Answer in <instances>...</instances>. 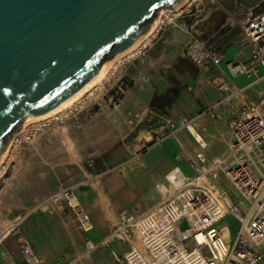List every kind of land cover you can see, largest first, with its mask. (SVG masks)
<instances>
[{
  "label": "crops",
  "instance_id": "1",
  "mask_svg": "<svg viewBox=\"0 0 264 264\" xmlns=\"http://www.w3.org/2000/svg\"><path fill=\"white\" fill-rule=\"evenodd\" d=\"M213 3L214 8L220 6ZM244 4H240L241 14H195L199 10L194 5L192 14H187L190 7L187 6L181 11L185 14L164 17L166 21L140 46V51L118 61L113 68L130 81L113 106L93 111L92 106L85 104L73 120L69 118L62 126L49 131L40 145L33 144L27 156L16 161L0 188L6 211L0 232L12 224L0 238V264H23L19 234L44 264L73 257L82 250L86 236L92 240L102 238L107 233L108 222L120 211L137 214L152 204L159 197V185L166 186L165 175L175 166L191 177L195 174L193 165L201 163L197 154L209 161L226 153L228 109L217 104L222 94L215 82L217 77L224 76L239 87L248 83L245 76L230 73L227 66L246 60L250 48L239 42L241 31L237 24L224 31L219 27L232 15L236 23L240 21L248 2L244 0ZM193 33L223 40L226 56L219 66L206 63L196 67L188 60L184 45ZM259 85L264 86V82ZM255 88L245 89L247 99H256ZM169 90L171 95L166 96ZM163 95L166 98L155 100L151 106L153 96ZM182 117L191 119L194 131L205 143L204 148L180 125ZM69 120L72 124L67 123ZM151 121L154 127L149 130L152 124L147 122ZM77 123L79 127L75 126ZM138 126L143 131L132 134ZM164 128H170L168 131L173 134L132 158L133 152L126 142H149ZM90 150L101 158L94 177L84 166L85 155ZM89 176L93 177L91 181ZM59 186H75L78 201L92 223V229L86 234L77 230L70 212L57 215L33 210L39 200ZM24 211L31 212L21 214ZM17 216L21 218L15 220ZM110 246L119 252L127 250L115 240ZM110 246L92 251L81 264H115Z\"/></svg>",
  "mask_w": 264,
  "mask_h": 264
},
{
  "label": "built area",
  "instance_id": "2",
  "mask_svg": "<svg viewBox=\"0 0 264 264\" xmlns=\"http://www.w3.org/2000/svg\"><path fill=\"white\" fill-rule=\"evenodd\" d=\"M197 1L191 0L189 6ZM245 1L248 6L244 17L236 23L233 15L229 16L219 27L220 31H224L237 24L242 42L250 48L246 60L228 63L227 66L230 73L245 76L248 83L239 87L224 76L217 77L215 82L222 94L217 104L225 105L228 109L225 121L228 131L226 153L209 161L197 154L201 163L193 165L195 174L191 177L185 176L175 166L173 170L180 174L176 178L177 184L165 176L167 183L163 195L147 208L137 214L120 211L114 220L108 222L107 233L102 238L92 240L86 236L80 252L66 263L53 264H81L92 251L110 246L114 240L127 247L126 251L119 252L110 246L115 264L264 262V86L259 85L264 82V12L254 16L251 12L264 0ZM164 20L163 16L158 27L162 26ZM184 53L196 67L206 63L219 66L226 56L222 39L216 40L214 36L205 38L197 33L190 35L184 45ZM118 79L124 80V75L121 74ZM103 86L104 82L94 92ZM251 86H256L255 100L247 99L244 95L245 89ZM89 97L92 96L81 100L65 114L55 115L38 125H30L13 137L9 149L11 159L13 154L28 149L50 124L63 125L69 118L77 116ZM234 101L239 102L233 106L231 103ZM179 122L190 132V128L193 129L191 119L182 117ZM79 125L77 123L75 126ZM171 134L170 131L157 133L153 141L160 143ZM196 141L204 148L203 140ZM94 155L95 152L87 153L89 162L93 161ZM225 182L231 185V191L224 187ZM75 189V186H59L49 196L39 200L33 210L57 215L70 212L77 230L86 234L92 229V223L78 201ZM228 215L237 221L233 235L229 234L230 227L224 220ZM224 229L228 230V236ZM18 246L23 264H44V260L20 234Z\"/></svg>",
  "mask_w": 264,
  "mask_h": 264
},
{
  "label": "water",
  "instance_id": "3",
  "mask_svg": "<svg viewBox=\"0 0 264 264\" xmlns=\"http://www.w3.org/2000/svg\"><path fill=\"white\" fill-rule=\"evenodd\" d=\"M181 1L0 0V156L24 119L69 98L135 43L159 8ZM251 12H264V2Z\"/></svg>",
  "mask_w": 264,
  "mask_h": 264
},
{
  "label": "rangeland",
  "instance_id": "4",
  "mask_svg": "<svg viewBox=\"0 0 264 264\" xmlns=\"http://www.w3.org/2000/svg\"><path fill=\"white\" fill-rule=\"evenodd\" d=\"M213 2H215V5L217 3H219L220 6L218 8H214V3ZM241 3L244 4V0H213V1L207 0V2L204 1V0L200 2V0H199L195 4V6L198 7L199 11H197L195 14H241V11H240L241 10V6H240ZM192 7H194V5H191L189 7V9H188L189 11H187V14H192L194 12V10L191 9ZM176 14H185V13H181V11H180V13L178 12ZM163 16H164V14L162 15V17ZM155 17H158V12L155 15ZM239 42L243 43L242 40H241V35H240ZM133 55H131V56H133ZM116 66H117V64L115 65V67ZM111 71H112V69H111ZM119 76H120L119 70L117 69L115 71V69H113V71L109 73V77H107V79H106L108 81H103L104 82V86L102 87V89H99V91L98 90L95 91L92 94V97H89L87 100H85V104H89V106H92V110L93 111L95 109H98L99 107L113 106V104L115 102H117V100L121 97L123 90L126 89V87L129 86V84H130V81H128V80L118 79ZM118 87H119V89H118ZM87 97H85V98H87ZM91 113H92V111H91ZM88 116H89V114H88ZM71 119L73 120V118H71ZM72 120H69L67 123H71L70 121H72ZM152 122H154V121L147 122V124H152ZM60 126H62V125L50 124L49 127H47L48 129L45 128L42 131V133L35 139L33 144L37 145L41 141L42 137L46 136L45 134H47L49 131L53 130L54 128H58ZM152 127H154L153 124L151 126H148V129L150 130V128H152ZM140 128H143V127L142 126H140V127L138 126V127H136L133 130V132L136 133V134L139 133V132H142L143 130H140ZM169 129L170 128H164L163 130H161L158 133H163V132L167 133ZM45 130H46V132H44ZM14 133L15 132L11 133L8 136V138L6 139V144H8V142H10V140H11V138H12ZM153 140H154V137L149 142H143V141H141L139 143L134 142V141L129 142V143L126 142V146L129 147L132 150V152H133L132 153V158H134V157L138 156L140 153L146 151L151 145H153L154 144ZM32 145L28 149L22 151L21 153L13 154L12 159L10 157L11 161L6 165V168H5V171L3 173V176L2 175L0 176V188L4 185V183L6 182V180L8 179V177L11 174V172L13 170V166H12L13 162H15V164H16L17 160L24 159L27 156V154H28L29 150L31 149ZM38 145H40V143ZM9 146H11V145H9ZM90 152H94V151L90 150ZM98 160H101V158L96 153L94 155V158H93L92 162H89L88 158H87V154L85 155L84 166L86 167V169H89L93 173V174L92 173L90 174V175H93V177H94L95 168L97 167ZM93 177L89 176L87 178H88V180L91 181ZM84 181H87V180H84ZM84 181L81 182V186H84L83 185ZM224 187L227 188V190H230V191L232 189L231 185L226 183V182L224 184ZM158 189H159V187H158ZM162 195H163L162 191L158 190V196H162ZM231 197H232V199L234 201L235 197H234V195L232 193H231ZM3 203L4 202L2 201V198H0V224H1V221L5 218V214H6V211L4 210L5 206L3 205ZM40 212H42V211H40ZM23 213L26 215V214H28L30 212L27 213L26 211H24L21 214H23ZM17 219H19V216H17V218L15 220H17ZM224 220L228 223V225L230 227V234L233 235L234 231L237 228V221L230 215L226 216ZM10 225L12 226V224H10ZM1 229H2V227L0 226V230ZM10 229H11V227H10ZM15 238L16 237H14V239ZM71 258L72 257H70L68 259H60L58 261H59V263H66ZM53 262H51L50 264H52ZM261 264H264V262H262Z\"/></svg>",
  "mask_w": 264,
  "mask_h": 264
},
{
  "label": "bare ground",
  "instance_id": "5",
  "mask_svg": "<svg viewBox=\"0 0 264 264\" xmlns=\"http://www.w3.org/2000/svg\"><path fill=\"white\" fill-rule=\"evenodd\" d=\"M191 0H182L177 8L171 10L165 7H161L158 10V17H155L151 23L150 27L146 30V32L135 42L133 43L129 48H127L125 51L118 53L110 60H107L102 63L100 70L96 76L88 80L86 83H84L77 91H75L69 98L59 103L57 106L53 107L52 109L48 110L47 112L40 114L35 117H29L24 119L21 122V125L19 129L14 131L10 142L6 144L5 149L3 150L1 156H0V176H3V173L5 171L6 165L8 164L11 155L8 153L9 149L12 145L13 137H15L17 134H20L22 131H24L28 126L30 125H38L44 122L45 120L54 117L58 114H65L67 111H69L73 106L77 105L78 103L82 102L81 100L85 99L87 96H92L94 93V90L98 87H100L104 80L109 77V73L111 72V69L115 68V65L117 64L118 60L121 61L124 58L132 57L137 49L142 46L149 38L155 33L156 28L158 27L159 23L162 21V15L164 14V17H167L170 14H176L180 11H182L184 8H186L190 4ZM195 129V128H194ZM194 129L190 128L192 134L195 136L196 139L202 142V138L199 134H197ZM13 133V132H12ZM11 143V144H10ZM165 176H167V179L171 181L172 183L177 184L178 178L180 174L176 170H170ZM159 190L163 191L165 190V186L159 185ZM17 218V217H16ZM20 219V217H19ZM17 219V220H19ZM15 225V224H14ZM11 225L6 226L4 230L0 233V238L3 237L5 234H7L8 230L10 229ZM224 233L228 236V230L224 229Z\"/></svg>",
  "mask_w": 264,
  "mask_h": 264
},
{
  "label": "trees",
  "instance_id": "6",
  "mask_svg": "<svg viewBox=\"0 0 264 264\" xmlns=\"http://www.w3.org/2000/svg\"><path fill=\"white\" fill-rule=\"evenodd\" d=\"M171 95V92H170V90L166 93V96H170ZM166 96L165 95H163V96H160V97H156V96H153V98H152V100H151V106H153L154 105V103H155V100H157V99H164V98H166Z\"/></svg>",
  "mask_w": 264,
  "mask_h": 264
}]
</instances>
